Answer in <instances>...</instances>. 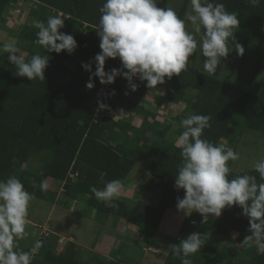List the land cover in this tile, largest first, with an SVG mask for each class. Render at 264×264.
I'll use <instances>...</instances> for the list:
<instances>
[{"label": "trees", "instance_id": "1", "mask_svg": "<svg viewBox=\"0 0 264 264\" xmlns=\"http://www.w3.org/2000/svg\"><path fill=\"white\" fill-rule=\"evenodd\" d=\"M186 2L179 14L182 19L187 11ZM219 2L230 12L235 11L256 26L264 27V0L257 7L249 5L247 0ZM103 3L104 0H39V3L37 0H0V27L5 24V15L10 8L28 9L17 37H14L18 47L26 53V59L37 52L49 56L43 82L15 76L17 69L8 61L9 54L0 56V180L16 176L34 198L53 205L64 192L63 195L85 202L99 214L125 220L137 228L144 242L151 243L166 212L176 209L177 198L184 196V190L175 187V175L182 163L181 149L175 140L169 141L167 137L178 124V138L183 131L179 127L180 121L190 115L181 114L171 121L158 122L156 112L145 110L130 100L128 91L131 88L123 76L109 84L107 101L114 109L118 102L126 100L124 112L143 115L141 125L135 127L125 120L114 121L109 111L98 110V101H103L107 87L93 76L95 86L89 95L86 83L92 73L85 74L82 64L91 63L92 69L96 68L94 58L101 51L96 26ZM57 13L68 18L59 31L73 35L77 41L78 46L72 54L66 51L48 53L34 43L38 30L31 26L33 19L46 22L49 16ZM233 31L237 41L238 34ZM232 45L230 40L229 50ZM262 52L264 54V49ZM202 58L200 70L188 68L180 76L174 75L170 80L166 77L164 84L157 85L166 87L160 100L164 104L184 105L185 113L190 111L191 115L211 116V127L204 130V138L214 144L225 141L234 147L245 129L264 135V82L258 94L237 90L218 79L221 63L214 76L205 74L206 58ZM71 65H75L74 70L70 69ZM121 67L119 58H109L105 62L106 72ZM241 68L242 60L239 72ZM133 82L138 85L142 97L150 91L137 77ZM136 165L141 166L145 178H152L151 188L160 190L158 205L146 206L134 214L124 200L115 201L118 209L108 208L90 191L91 187L102 189L104 183L112 179H121L125 186ZM246 172L256 175L259 180V174L254 170ZM244 173L231 171L230 178ZM71 174H77V177L72 179ZM49 179L63 183L61 194L40 190L41 181ZM241 213L242 209L237 206L225 208L219 218H210L207 223H202V216L194 213L193 220L201 229L217 231L227 238V244L221 250L201 248L190 257L193 264H230L236 257L239 264H264V254H258L254 242L240 250L237 246L243 237L251 235L248 219ZM232 231L239 234L237 239L229 238ZM41 241L43 246L32 264H81L75 244L63 241L65 248L57 252L61 241L58 236L45 233ZM93 264L122 263L93 254ZM164 264H181V260L173 257L170 250Z\"/></svg>", "mask_w": 264, "mask_h": 264}, {"label": "clouds", "instance_id": "2", "mask_svg": "<svg viewBox=\"0 0 264 264\" xmlns=\"http://www.w3.org/2000/svg\"><path fill=\"white\" fill-rule=\"evenodd\" d=\"M247 2L253 7L261 4V0ZM99 12L96 30L101 51L94 58L95 72L92 73L91 63L82 64L92 73L86 83L89 90L95 86L93 76L103 85L112 84L116 77L123 76L133 92L138 87L133 78L137 77L147 82L148 89H156L157 85L165 83L166 77L170 80L188 70L189 58L198 44L206 58L203 68L208 73H214L233 48L239 56L245 52L244 46L236 42L233 31L240 25L239 14L230 12L219 0H191V10L184 19L172 7H157V0H104ZM67 19L63 13L49 16L46 22L33 19L31 26L38 30L34 43L48 53L66 51L72 54L78 46L77 41L73 35L59 31ZM189 23L195 34H201L199 41L188 31ZM5 53L17 69L15 76L45 81L48 55L37 52L26 59V53L15 39L0 44V56ZM109 58H119L122 67L106 72L105 62ZM107 107L98 101V110ZM210 120L209 115L194 114L179 123L183 131L176 146L181 149L182 163L175 175V187L183 189L184 196L177 198L176 208L185 215L199 213L202 223L219 218L225 208H241V214L248 219L251 235L245 236L239 246L248 247L254 242L258 254H264V157L252 165L259 180L248 172L230 178L229 161H238L240 154L223 143L217 145L204 138V130L211 127ZM123 186L121 179H112L105 182L102 189L91 187L90 191L105 207L118 209L115 201L121 197ZM39 187L47 191V181H41ZM33 199L34 195L16 176L0 180V264H32L43 246V241L35 240L28 251L19 249V241L30 235L27 229L31 224L29 207ZM208 239L205 233L193 232L178 245H170L171 254L179 258L181 264H193L190 257L200 252Z\"/></svg>", "mask_w": 264, "mask_h": 264}, {"label": "rangeland", "instance_id": "3", "mask_svg": "<svg viewBox=\"0 0 264 264\" xmlns=\"http://www.w3.org/2000/svg\"><path fill=\"white\" fill-rule=\"evenodd\" d=\"M184 3L185 0H157V7H172L179 15ZM186 3L187 14L191 10V0H187ZM16 9L17 7H13L6 12L4 19L5 24L0 27V42L2 43L11 41L14 39V37H17V34L19 33L25 21V14H27L28 9L23 11L21 10L20 12H18ZM186 14L184 17H186ZM238 18L240 20V25L238 28L234 29L238 34V40L236 42L244 46L245 52L243 56L237 55L232 45L230 51L232 48L233 51H231L227 58L223 59L221 62V71L218 75V79L223 84L237 90L245 91L251 94H258L261 91L264 82V54L262 52L264 49V27H258L240 15ZM187 28L188 31L194 33V29L190 23L187 25ZM194 35L199 41V34L194 33ZM202 57L203 54L198 44L195 53L189 58L190 60L188 68L192 70H200L203 63ZM241 60L242 68L239 72ZM70 69L74 70L75 65H71ZM95 70L96 68H93L92 73H94ZM84 71L85 74L89 73L85 69ZM204 73L214 76L215 72L208 73L204 70ZM69 79H71V76H69ZM140 82L143 84V86H146V81ZM86 91L89 95H91L93 92L89 89H86ZM163 93L164 89L152 88L144 97H142L138 89L134 92L131 90L128 91L129 97H131L130 100L134 101L135 105L142 106L145 110L156 112V120L160 123L171 121L176 116L181 114L187 116L191 115L190 111L185 113L184 105L181 106V104H178V106H174L171 103L164 104V102H162L159 97L163 95ZM117 104L118 105L112 109V111H109L110 117L114 121L125 120L133 126H138L141 123L144 117L143 115L134 117L133 115L130 116V114H126L124 112L123 108L126 104V100L123 99ZM177 128L178 124L175 125L167 137L169 141H177ZM221 143H223L226 147L232 148L240 154V159L238 161H231V164H229L232 172L237 174L253 170L252 165L254 161L264 157V135L249 129L244 130L243 135L238 139V142L234 147L230 146L225 141H222ZM143 172L144 171L141 166L136 165L127 179L128 184L134 185L137 193H139L136 196V201L139 196H141L140 194H147L146 187L144 186L142 188V184H146V182H144V180L141 178ZM53 184L56 187V192H60L59 194H61L63 190V183L56 181ZM63 194L65 193L63 192ZM63 194L60 201H58L57 204H54L55 207L52 211V214L51 210L54 206L53 204L38 198H34L31 201L29 207V219L31 220V224L27 229L30 235L26 239L19 241L20 250L28 251L33 246L35 240H41V238L44 237V230L47 229L53 232L58 231L59 235L61 236L72 235V237L76 239L78 242V259L81 264H93L94 252L91 251L92 247L94 244H96L101 248L102 238L104 236H111L112 238H115L119 244V248L121 247L118 253L116 250H114V255L115 253H120L121 256L118 255V257H123V255L131 254L132 252L138 254L137 257L140 258L142 254V246H140L139 243H129L127 239H129L130 234L122 233L120 232L121 230L118 228V226L115 227V222L121 220L118 216L99 214L94 209L88 207L85 202H79ZM144 199L148 202V205L151 206H156L159 203L152 202V200L155 198L152 199L150 195ZM126 204H128V202ZM128 205L132 212L136 210V204H132V206L131 204ZM141 209L142 208H139V210ZM122 222H124L123 219ZM214 243V240H211L207 246L211 247L214 245ZM130 245L133 247H130ZM84 247H87L88 249H85ZM57 252H60V248L57 249Z\"/></svg>", "mask_w": 264, "mask_h": 264}, {"label": "crops", "instance_id": "4", "mask_svg": "<svg viewBox=\"0 0 264 264\" xmlns=\"http://www.w3.org/2000/svg\"><path fill=\"white\" fill-rule=\"evenodd\" d=\"M156 88L164 89V93H165L166 87L157 86ZM132 115L134 117L138 116L135 114H130V116ZM141 123L135 127H139ZM141 178L144 180V182H146L145 185L142 184V188L144 186L146 187V190H147L146 195L140 194L141 196H139V198L136 201V196L139 193H137V190L134 185H129L127 182V184L123 186L122 195L119 198V200H124L126 201V203L128 202V204H131V206L132 204L137 205L136 210L133 211L134 214H138L146 206H151V205H148V202L144 199L148 197V195H150L152 199L155 198L154 200H152V202H159L160 196H161L160 190L151 188L152 178L150 177L145 178L143 173H142ZM54 182L56 181L52 179L48 181V190L56 192V189H55L56 187L53 184ZM61 197L62 196H59V201ZM54 207L55 205L53 206L51 210V214H52ZM139 208H142V209L139 210ZM194 213L195 212H193L191 215H185L183 211H178L177 208L168 210L164 216V219L161 222L158 232L155 234L151 243L144 242L137 228L128 224L125 220L124 222H122V219L118 220V222H115L116 223L115 227L118 226V228L121 230L120 232L130 234L129 239L126 238L127 241H129V243L131 244L139 243L140 246H142L141 247L142 254L140 258L137 257L138 254H135L132 252L131 254L123 255V257H118V255L121 256L120 253L117 254L121 247L119 248V244L117 243L115 238H112L111 236H104L102 238L101 248L98 245L94 244L91 251L94 252V254H98L106 258L109 261L119 260L121 261L122 264H164L171 250L170 245L172 244L178 245L182 239L187 238V236L193 232H199L201 234L205 233V235L209 237L207 243H205V245L202 248L221 250L223 247H225L227 244V238L221 237L219 233L215 230L206 231L205 229H201L200 226L196 222L193 223ZM46 230L47 229L44 230L46 234L56 235L61 240H63L65 243L71 242L75 244L78 248V242L76 241L74 237H72V235L61 236L59 235L58 231L53 232V231H49V230L46 231ZM238 236L239 234L235 231H232L229 234V238H233V239H237ZM244 238L245 237H243L241 240L243 241ZM211 240H214L215 242L214 245L211 247L207 246ZM237 246L240 250L241 247L239 246V244H237ZM130 247H133V246L130 245ZM85 249H88V248L86 247ZM114 250L117 251L115 255H114ZM230 264H239V259L237 257L232 258L230 261Z\"/></svg>", "mask_w": 264, "mask_h": 264}, {"label": "built area", "instance_id": "5", "mask_svg": "<svg viewBox=\"0 0 264 264\" xmlns=\"http://www.w3.org/2000/svg\"><path fill=\"white\" fill-rule=\"evenodd\" d=\"M17 10V9H16ZM18 12H20L21 10H17ZM16 11V12H17ZM19 14V13H18ZM121 76H118V77H116V79H119ZM115 79V80H116ZM106 87H107V89H106V91H105V93H104V99H103V103H105L108 107L105 109L106 111H112V107H111V105L108 103V101H107V97H109V91H108V86H109V84H107V85H105ZM77 177V174H71L70 175V178H72V179H75ZM58 248H60V251L61 250H63L64 248H65V244L63 243V240H61L60 241V243H59V246H58Z\"/></svg>", "mask_w": 264, "mask_h": 264}]
</instances>
